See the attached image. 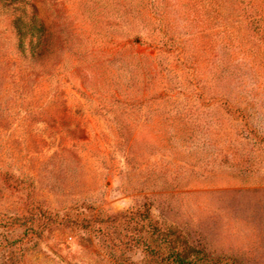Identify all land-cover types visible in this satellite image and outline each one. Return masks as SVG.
<instances>
[{
    "label": "rangeland",
    "instance_id": "obj_1",
    "mask_svg": "<svg viewBox=\"0 0 264 264\" xmlns=\"http://www.w3.org/2000/svg\"><path fill=\"white\" fill-rule=\"evenodd\" d=\"M33 1L49 38L38 61L18 51L19 13L0 3V264H145L81 226L145 195L191 241L264 264V154L245 161L249 140L223 106L264 136V96L195 94L177 56L150 40L147 0ZM179 2L176 34L221 49L220 17L209 29L199 2ZM199 52L203 74L214 52Z\"/></svg>",
    "mask_w": 264,
    "mask_h": 264
},
{
    "label": "trees",
    "instance_id": "obj_2",
    "mask_svg": "<svg viewBox=\"0 0 264 264\" xmlns=\"http://www.w3.org/2000/svg\"><path fill=\"white\" fill-rule=\"evenodd\" d=\"M191 2H199L201 9L207 12L204 18L205 23L210 26L209 29H213V18L219 16L223 21V30L218 31L221 49L215 48L213 39L208 34H191L189 40L176 34L175 22L178 13L174 9L180 11L179 0L178 3L167 5L166 0L146 1L145 7L155 15L146 19L148 26L145 28L150 40L156 42L155 38L159 37L161 50L177 56L187 74L189 87L199 96L220 93L223 96H264V0H231L224 3L223 7L212 0H188V3ZM0 3L13 7L15 12L19 13H15L12 19L18 51L33 60H42L47 54L49 38L35 1L0 0ZM203 49L210 50L211 54L214 52L213 66L206 67V73L197 74L196 57ZM192 71H196V76H192ZM224 101L226 113L236 118V128L249 140L250 149L248 148V153L244 156L245 161L258 164L260 159L257 160L253 155L264 154V136L251 125L250 119L245 117L244 109L233 108L228 100ZM164 120L167 123L175 121L169 120L168 117ZM183 121L181 119V122ZM128 130L124 129V137ZM126 151L130 153L128 147L126 149L124 146V152ZM144 199L143 206L123 213L110 215L104 210L100 211L97 218H88L81 226L109 241L118 251L124 248L140 250L145 264H246L236 256L212 252L205 246L191 241L187 229L169 225L155 216L151 196L145 195ZM42 216V213L38 212L34 215V220ZM52 224H55L54 221L48 220L43 229Z\"/></svg>",
    "mask_w": 264,
    "mask_h": 264
}]
</instances>
